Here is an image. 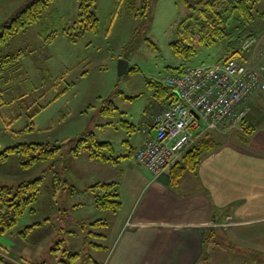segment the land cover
Wrapping results in <instances>:
<instances>
[{
	"label": "rangeland",
	"instance_id": "obj_1",
	"mask_svg": "<svg viewBox=\"0 0 264 264\" xmlns=\"http://www.w3.org/2000/svg\"><path fill=\"white\" fill-rule=\"evenodd\" d=\"M28 1L0 0V25ZM92 9L99 19L98 28L78 38L82 25L79 1L53 0L37 23L13 36L3 47L4 53L14 58L0 72V81L6 79L10 83L4 95L9 103L0 108V152L27 143L35 144L36 155L42 152L37 144L54 148L67 140L49 159H39L38 155L37 160H31V156L19 153L0 159V186L17 187L23 181H40L33 210L11 232H0V251L14 260L20 257L16 248L28 246L40 252L48 264H54L51 248L58 245L52 241L69 244L74 238L68 230L76 229L82 235L80 223L100 219L108 226L92 229L104 235L92 239L109 249L115 211L98 208L96 196L103 192L92 191L91 187L106 181L107 176H118L121 167L92 158L87 148L75 155L72 145L83 135L93 133L97 141L114 144L115 156L125 153L124 141L135 132L123 127L122 122L135 123L136 132L147 124L146 113L156 89L153 82H162L173 68L185 63L211 64L225 55L226 43L199 46L189 62L175 56L171 43L176 38L177 23L189 11L185 0H96ZM258 57L253 51L244 55L253 62ZM122 59L130 66L120 74ZM240 125L219 134L228 137L230 130H237ZM36 222L42 223L41 229H27ZM230 223L240 224L242 220L225 215L209 223L210 227L219 228L217 240L223 244L218 253L213 252V240L209 242V264H264V257L246 241L226 235ZM242 230L249 236L251 231L253 235L259 233L258 225ZM89 231L86 230L88 235L93 234ZM35 240H41V246ZM87 251L97 262L105 252ZM63 258L69 261V257ZM92 262L88 258V263Z\"/></svg>",
	"mask_w": 264,
	"mask_h": 264
},
{
	"label": "crops",
	"instance_id": "obj_2",
	"mask_svg": "<svg viewBox=\"0 0 264 264\" xmlns=\"http://www.w3.org/2000/svg\"><path fill=\"white\" fill-rule=\"evenodd\" d=\"M247 37L258 42L250 49L242 50V42ZM257 50L263 52L257 53ZM249 51L259 56L260 59L255 61L259 64L264 57V0H256L252 19L242 21L226 43L224 57L246 60L244 55ZM155 94L146 113L147 124L139 126L136 132L133 123L131 131L135 133L124 141L127 150L118 155L121 156L119 161H103L121 167L118 176H107L104 181L117 182L122 202L113 219L111 247L108 249L92 239L104 236L91 230H97V226L107 227V222L102 219L97 224L80 223L79 230L83 234L75 232L76 229L68 230L74 238L69 244L64 240L52 241L58 245L56 249L51 248L56 258L54 264H90L88 258L92 264H209L207 246L210 241L205 243V233L212 226L210 222L225 215L242 220L240 224L229 226L226 235L246 241L253 251L264 257V92H256L250 98V111L244 126L240 125L237 130L234 127L228 137L221 136L220 130L206 133L220 141L219 147L204 154L198 168L187 170L177 185L171 182V169L160 179L153 180L152 174L133 156L134 150L155 134L152 116L160 104L167 102L158 100ZM126 122L130 123L123 121V127ZM128 222L132 225L127 226ZM33 225L32 231L42 228L40 222L29 226ZM255 225L259 228L258 235L249 230V236L242 230ZM87 229L93 234L88 235ZM34 242L42 244L41 240ZM222 247L218 240H213V252L218 250L219 253ZM88 249L95 253L105 251L101 261H95ZM16 253L20 256L16 259H22L24 263L48 264L40 252L28 246L16 248ZM71 253L78 257L71 260ZM63 257H69V261ZM0 264L6 263L0 261Z\"/></svg>",
	"mask_w": 264,
	"mask_h": 264
},
{
	"label": "trees",
	"instance_id": "obj_3",
	"mask_svg": "<svg viewBox=\"0 0 264 264\" xmlns=\"http://www.w3.org/2000/svg\"><path fill=\"white\" fill-rule=\"evenodd\" d=\"M80 10V21L82 25L78 38L83 37L89 30H97L99 19L92 7L96 0H78ZM53 0H30L20 10H18L8 21L0 25V72L2 73L6 64L14 58L9 53L5 54L3 47L8 45L10 39L37 23L45 10H47ZM189 11L175 27V39L171 43V48L176 57L189 62L197 54L199 46H220L227 43L234 36V32L242 25V21H249L253 17L256 0H185ZM231 19H234L231 21ZM3 53V54H2ZM235 58L227 56L222 59ZM192 64V63H185ZM184 64V65H185ZM184 65L173 68L179 71ZM4 66V67H3ZM9 81H0V108L9 102L4 95L7 91ZM156 88L158 100L175 102L176 95L172 89L163 82H153ZM112 104V103H111ZM116 108L113 107V110ZM245 119L241 123L244 126ZM126 127H134L133 124L126 122ZM67 140L62 143L66 145ZM35 144L23 143L17 146H9L0 152V159H6L12 153H19L31 156V160L49 159L54 157L61 149L62 145L54 148L37 144L41 148V153L34 155ZM220 141L210 133L203 136L191 148L183 154L181 160L171 168V182L177 185L180 178L187 170H196L204 154L216 150ZM48 147V148H47ZM89 149L91 157L101 161L117 163L121 156H115V146L112 142H99L93 133L83 135L82 138L75 140L71 147V152L75 155L82 149ZM39 148H37L38 150ZM39 155V156H38ZM132 155V154H130ZM134 155V152H133ZM39 179L34 181H23L17 187L0 186V232H11L19 223L20 219L31 209L32 204L37 200L39 192ZM92 191L103 192L96 196V204L100 209H110L117 212L122 207L117 182H97L91 187ZM97 220L95 224L102 222ZM28 226L27 229H32ZM219 228L210 227L205 233V243L217 241ZM99 235V234H98ZM0 261L6 264H22L25 261L14 260L13 257L1 253ZM70 259L77 258L78 254H70ZM18 261V262H15ZM22 262V263H21ZM29 264V263H24ZM31 264V263H30Z\"/></svg>",
	"mask_w": 264,
	"mask_h": 264
},
{
	"label": "built area",
	"instance_id": "obj_4",
	"mask_svg": "<svg viewBox=\"0 0 264 264\" xmlns=\"http://www.w3.org/2000/svg\"><path fill=\"white\" fill-rule=\"evenodd\" d=\"M257 42L247 37L241 49L248 50ZM163 83L177 101L160 104L152 116L155 134L134 150V159L153 180L165 175L210 130H229L243 122L250 111V98L264 92V57L259 64L238 58L185 64Z\"/></svg>",
	"mask_w": 264,
	"mask_h": 264
},
{
	"label": "water",
	"instance_id": "obj_5",
	"mask_svg": "<svg viewBox=\"0 0 264 264\" xmlns=\"http://www.w3.org/2000/svg\"><path fill=\"white\" fill-rule=\"evenodd\" d=\"M128 66H129V62L128 61L123 60V59L120 60V62H119V73L123 74L126 71Z\"/></svg>",
	"mask_w": 264,
	"mask_h": 264
}]
</instances>
